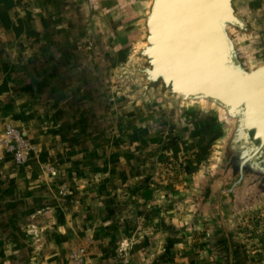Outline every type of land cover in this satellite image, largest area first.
Instances as JSON below:
<instances>
[{
  "label": "rangeland",
  "instance_id": "rangeland-1",
  "mask_svg": "<svg viewBox=\"0 0 264 264\" xmlns=\"http://www.w3.org/2000/svg\"><path fill=\"white\" fill-rule=\"evenodd\" d=\"M4 1L21 32L0 28V131L14 127L30 151L20 164L0 154V190L18 193H0L14 199L0 202V264H264V203L228 222L231 260L217 222L193 214L227 129L129 73L140 62L128 5ZM237 6L264 64V0Z\"/></svg>",
  "mask_w": 264,
  "mask_h": 264
},
{
  "label": "water",
  "instance_id": "water-1",
  "mask_svg": "<svg viewBox=\"0 0 264 264\" xmlns=\"http://www.w3.org/2000/svg\"><path fill=\"white\" fill-rule=\"evenodd\" d=\"M123 1L139 29L129 59L140 63L129 73L177 107L214 110L227 129L190 201L196 218L207 211L217 222L231 260L228 222L264 203V64H253L242 43L252 23L240 0Z\"/></svg>",
  "mask_w": 264,
  "mask_h": 264
},
{
  "label": "built area",
  "instance_id": "built-area-1",
  "mask_svg": "<svg viewBox=\"0 0 264 264\" xmlns=\"http://www.w3.org/2000/svg\"><path fill=\"white\" fill-rule=\"evenodd\" d=\"M29 151V144L20 131L8 125L0 131V154H11L20 164L27 160Z\"/></svg>",
  "mask_w": 264,
  "mask_h": 264
},
{
  "label": "crops",
  "instance_id": "crops-1",
  "mask_svg": "<svg viewBox=\"0 0 264 264\" xmlns=\"http://www.w3.org/2000/svg\"><path fill=\"white\" fill-rule=\"evenodd\" d=\"M64 1H67V0H64ZM70 1V0H69ZM81 5H84V0H77ZM2 6H5V8H3ZM8 5H7V3H5V1L4 0H2V1H0V8L2 9V10H0V14L1 13H3V12H5V13H3V15H2V17L4 18H2V20H1V22H0V28H1V32H3V30H7L8 32L7 33H9L10 31H12V33H15V34H19L20 32H21V30H17L16 28H17V26H18V24H17V21L15 20V19H13V17L10 15V11L12 10V9H14V7L13 6H11V8L8 10ZM7 12V13H6ZM13 12V14L16 16V19H19V18H22V17H20L21 16V13H19V12H17L16 10H13L12 11ZM131 13V12H130ZM8 14V15H7ZM6 15V16H5ZM41 16H42V14H41ZM41 16H39L40 17V19H39V21L41 20ZM130 17H132V19L135 21V19H136V22H135V25H136V27H135V30H137L138 32H139V29H138V21H137V18H136V15L135 14H133V13H131L130 15H129ZM8 17H9V19H8ZM9 20L11 21V22H9ZM12 21H14L15 23H13ZM35 21H37V19H35L34 20V22ZM139 37V34H138V36H136L135 38H133V40H132V43H135V40L137 39ZM5 74L4 73H0V85H3V83H2V80L3 81H7V79H5ZM218 124L220 125V123L218 122ZM223 137V135L220 137V139ZM220 139L218 140V143H219V141H220ZM8 171H10V170H8ZM15 172V171H14ZM9 176H13V174H10ZM9 183H11V182H9ZM15 188H12V189H6V188H3L2 190H0V193L2 194V196L4 195V194H6L5 196H7V193H9V192H12V193H14V194H18V193H15V191H16V189L14 190ZM14 194H12V195H14ZM16 199V198H15ZM14 199H8V200H5V199H1L0 200V202H1V205H2V207H4V206H6V207H8V206H11V202L13 201ZM6 201L8 202V203H6Z\"/></svg>",
  "mask_w": 264,
  "mask_h": 264
},
{
  "label": "flooded vegetation",
  "instance_id": "flooded-vegetation-1",
  "mask_svg": "<svg viewBox=\"0 0 264 264\" xmlns=\"http://www.w3.org/2000/svg\"><path fill=\"white\" fill-rule=\"evenodd\" d=\"M233 168V167H232ZM246 173H248V171H244V174H243V176L245 177V176H247L248 177V181H249V183H251V181H252V179H254V177H255V175H254V173H248V174H246ZM234 175L236 176V174L233 172L230 176L231 177H234Z\"/></svg>",
  "mask_w": 264,
  "mask_h": 264
},
{
  "label": "bare ground",
  "instance_id": "bare-ground-1",
  "mask_svg": "<svg viewBox=\"0 0 264 264\" xmlns=\"http://www.w3.org/2000/svg\"><path fill=\"white\" fill-rule=\"evenodd\" d=\"M124 11H126V10H124ZM216 147V146H215ZM215 149V148H214Z\"/></svg>",
  "mask_w": 264,
  "mask_h": 264
}]
</instances>
